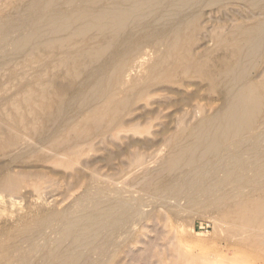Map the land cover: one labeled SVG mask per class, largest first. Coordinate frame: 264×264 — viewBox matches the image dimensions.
Instances as JSON below:
<instances>
[{"label":"bare ground","instance_id":"obj_1","mask_svg":"<svg viewBox=\"0 0 264 264\" xmlns=\"http://www.w3.org/2000/svg\"><path fill=\"white\" fill-rule=\"evenodd\" d=\"M225 1L244 3L257 13L252 12L249 20L234 25L218 37L213 48L221 50L226 56L219 63L220 69L211 73V70H215L210 64L213 52L201 56L194 54L197 34L203 10L222 5ZM37 8H41L40 15L35 14ZM198 8L202 10L200 13L196 12ZM4 12L7 14L0 16V77L6 75L23 84L22 91L11 101L12 114L9 116L4 113V121L0 120V154L7 146H12L13 163H26L32 149L31 140H38L41 149L49 147L58 152L60 157L57 158V164L74 168V162L81 161L87 149L93 146L92 140L97 135L126 129V116L136 109V103L148 95L157 81L172 82L184 74H191L220 89L224 100L219 108L211 112L202 107L201 118L181 127L169 139V150L155 167L149 172L145 171L148 176L139 179L140 186L147 190L152 188L151 193L153 190H166L167 193L173 189L174 181L180 182L183 178L192 182H188L189 185L196 186L195 179L204 171L207 173L213 168L209 166L216 162L224 171L223 178H215L218 184L221 180L229 179L227 181L230 186V179L243 182L250 178L249 174L240 171L249 154L245 159L241 151L238 152V147L247 142L249 144L254 134L258 133L253 132L256 127L253 126L264 113V84L252 79V73L260 66L264 56V0H6ZM21 16L30 20L29 27L13 36L15 31L21 29L19 26L22 23L19 24L18 19ZM24 25H27L26 21ZM149 44H152L150 50L147 49ZM150 51H153V56H150ZM140 67L147 72V78L139 85L134 82L132 72ZM29 69H33L34 73L30 74ZM64 79H68V82L63 89L59 88L58 80ZM68 92H72L71 97ZM120 138L125 137L120 135ZM129 138V146L147 142ZM229 154L231 157L228 158ZM259 156H262L261 153ZM133 157L138 162L142 159L137 152ZM5 168L0 176V188L14 192L21 185L22 179L10 172L11 165H5ZM255 176L254 183L258 182L256 178L261 177ZM251 180H248L250 184ZM235 184L234 191H238L239 183L238 188ZM100 188L98 192L101 193L96 194L94 191L96 195L90 194L88 199L95 201L91 202L89 208L81 212L80 208L79 212L78 208H74L70 211L72 214L64 209L59 211L62 213V224L59 226H62L52 246L49 245L52 238L45 224L48 217L46 222L42 216L38 221L36 219L37 222L34 220V223L23 219L20 228L13 231L15 235L10 243L0 248V264H95L97 259L94 254L100 247V241L111 242L116 239L113 234L119 230L121 232L127 221L142 216L145 219L146 214L144 209H139L144 204L141 205L134 194H126L122 189L103 191ZM189 189L187 194L191 191L188 192ZM210 190L216 191L213 188ZM190 194L188 196L192 197ZM211 195L209 193L210 197L215 194ZM249 195L254 196L252 192ZM86 197L84 199L88 200ZM232 198H229L231 203L236 199L234 196ZM84 199L81 200L84 202ZM228 200L227 204L230 202ZM222 203L220 206L225 205ZM86 204L85 208L88 206ZM195 207L193 210H196ZM261 217L264 223V201L258 206L250 203L235 214L236 222L244 225H251ZM55 222L51 223L50 232L58 229V223L56 225ZM126 228L128 230L129 227ZM129 229L132 231V228Z\"/></svg>","mask_w":264,"mask_h":264},{"label":"rangeland","instance_id":"obj_2","mask_svg":"<svg viewBox=\"0 0 264 264\" xmlns=\"http://www.w3.org/2000/svg\"><path fill=\"white\" fill-rule=\"evenodd\" d=\"M66 1L70 2L72 0ZM5 2L6 0H0V16L7 14L4 12ZM76 3L78 4V1L75 2V5ZM40 9L41 8H37L35 10L36 15L41 14L42 11ZM197 11L200 13L202 10L198 8L196 12ZM252 12L257 13L246 4L234 1H225L222 5L203 10L201 27L197 34L198 40L195 45L194 54L201 56L213 52L211 54L210 64L215 70H211V73H216L220 69L219 63L226 56L221 50H214L213 48L218 37L227 33L234 25L246 21ZM20 18L18 19L19 24L22 23V25L19 26L21 29L15 31L13 36L21 34V30L29 27L30 20H25L28 18L22 16ZM25 21L27 25L23 26ZM151 45L152 44H149L147 49H152ZM153 55V51H150V56ZM263 58L260 66L252 73V79L264 84ZM29 73L33 74V69H29ZM132 75L134 76V82L139 83V85L147 78V72L142 67L134 70ZM67 82L68 79L58 80L59 88L63 89ZM22 85L23 84H20L19 80H11L6 75L0 77L1 121L5 118L4 113L9 116L12 114L11 101L17 93L22 91ZM71 95L72 92H68V96L71 97ZM223 97L220 89L210 86L207 80L202 82L201 79L191 74H184L179 77L178 80L172 82L170 80L164 82L157 81L148 95L139 99L135 105L136 109L126 116V120L128 121L126 123V129L97 135L92 140L93 146L87 149L81 161L79 160L78 163L74 162V168H66L57 164V158L60 157L58 152H54L49 147H43V149H41V144L38 140H31L32 149L26 163H13L12 157L14 148L12 146H7L0 154V176L5 171V165H11V168H9L10 172L19 175L22 179V183L14 192L5 191L0 188V233H2L0 235V240H2L0 241V248L10 243L9 241H11L15 235L14 232H16L18 227L20 228V223L22 224L23 221L27 219L34 223L36 219L38 221L42 216L46 219L45 222L47 221V217L49 218L47 223L43 222V224L45 223L47 225L46 231L49 232L52 238L49 245L52 246L53 239L59 235L58 231L62 226H59L61 223L60 220H62V213L59 211L64 209L63 211L68 210V212L71 213L74 208H78L77 211L79 212L80 208L81 212L89 208L95 201V199L94 201L88 199L89 196L92 195L91 193H93V195L95 194L94 191L98 194L102 192V189L103 191H106V189L107 191L122 189L126 194H134L133 196L135 198L138 197L139 203L141 202V205L144 204V206H140L139 209H144V213L146 211L144 215L145 219L142 218L143 216H140L142 221L136 217L135 219H130L129 222L127 221V223L124 224L126 225L124 227L132 228V231L129 228L128 230L127 228H123L121 232L119 230L113 234L116 239H109V241L112 240L111 242L108 243L105 239V241H100V247L96 249L97 252L94 254L95 260L97 259L95 264L99 263V261V264H264V241H262L264 240V223L262 222V217L256 219L251 225H244L235 220V214L240 208L250 203L258 206L264 201V113L253 126H256L253 132L258 131V133L256 132L254 134L249 144L247 142L246 145L244 143V145L241 144L238 147V152L240 153L241 151L245 159L249 154L243 168L240 167V171L242 170L241 173L249 174L250 178H247V181L243 180L246 184L248 182V186L243 185L244 183L242 181L240 182L233 179H230V183L232 182L231 185L233 184V189L230 188L231 185L229 186L228 184L229 179L225 181L221 180L222 182L220 181L218 184L215 178L220 179L224 176V171L219 168L220 164H218V162H216L218 164V170L216 169V163L213 166H209L214 168H211L212 171L208 167L210 169L209 171H211L210 173L213 175H211L209 171L207 173L205 171L201 173L203 175L206 174L204 176L198 174L199 177L195 180L200 183L193 182L196 186L189 185L192 182L185 181L183 178L180 182L178 180L172 183L173 189H171V191H167V193L166 190L158 191V193L153 190V194L151 193L152 188L148 190L146 188L142 189L139 184V179L142 180V178H147V172L155 167L167 153L170 147L169 139L178 132L181 127L189 125L196 119L201 118L203 116L202 107L208 112L219 108L224 100ZM120 135L125 138L121 139ZM129 137L132 139L147 140V142L129 146ZM253 145L255 146L253 147ZM258 146L259 148L260 146L263 147L256 149ZM136 152L141 155L142 159L140 162L134 160L135 157H133V155ZM255 152L259 155L261 153L262 156L257 155ZM231 154L233 155L234 153L232 152ZM257 156L260 158H257ZM229 157H231L230 154L228 155V158ZM255 158L258 159V163ZM83 161L85 162L84 165L81 164ZM249 164L251 165L249 166ZM257 167H260L262 171L260 168L257 169ZM253 168H256L258 171ZM215 169V174L220 172V175L216 174L219 177L214 174ZM255 175H260L262 177V179H259L261 177L256 178V181L257 179L258 182L261 181L260 183L256 181V183H254L253 179L256 177ZM134 177L136 179H134ZM204 177L205 180L203 181ZM208 178L213 179L209 181L207 180ZM189 179L192 180V178ZM183 180L187 183H184ZM248 180H251L254 186L250 187L252 184H250ZM176 182L179 183L177 184ZM223 182H226L228 187L224 188L223 186L227 185H225V183L223 184ZM234 182H238L239 184H235ZM241 183L243 185H241L242 187L240 186ZM205 184H207L206 188ZM216 184H218V186L220 185V187L216 186ZM234 184L235 186L237 184L239 185L240 188L238 191L236 189V191H234ZM238 185L236 188H238ZM200 186H202V188H200ZM244 186L247 187L245 188ZM195 187H197V190H195ZM99 188L101 192H98ZM203 188L205 190L208 188L209 190L205 191ZM211 188L216 189V191L214 190L213 192V190H210ZM183 189L186 190L184 191ZM187 189H189L188 192L190 190L192 191H190L191 194H187ZM199 190H202V192ZM250 190L254 196L249 195L251 194ZM225 191L228 192L226 193L227 195L229 192L231 194L227 196ZM239 191L242 195H240ZM176 192H178V194H176ZM185 192L187 194H185L186 197L184 195ZM208 192L210 195H218L217 197L211 195L214 197L212 200ZM220 192L222 193L221 195ZM164 193L166 194L164 195ZM194 193L195 196L193 195ZM198 193L201 195L199 196ZM189 194L190 196L192 195V197H189ZM86 195L88 197H86ZM177 195H180L178 196L179 198ZM232 195L237 200H240L237 201L235 199L236 201L233 200L231 203L230 200L233 199ZM85 197L88 200L84 199ZM80 198L84 199V202L87 203L86 205L88 206H86V208L84 206L85 203ZM189 198L192 199L190 200ZM209 198L211 200H209ZM215 199L218 202H215ZM219 199L220 201H224L225 205L220 206L222 202L220 203ZM186 200L188 205L186 204ZM192 200L194 204H192ZM227 200L228 202L230 201L228 203L229 205L226 202ZM210 201L212 202L209 204ZM80 202H83L81 203L82 205H80ZM214 202L216 204H214ZM233 202L236 203L234 204ZM204 203H207L206 207H204ZM77 205H79V207ZM210 205L215 206V208ZM82 206L84 207L82 208ZM194 207L196 210H193ZM206 208L208 209L206 210ZM46 210L49 211V213H46ZM54 210L58 212H54ZM31 216L33 218H31ZM54 218L55 220H53ZM54 221L58 223L57 225L55 222L58 229L55 232H50L51 223L54 224ZM124 233L126 234V239ZM131 236L133 238H131ZM113 241L116 242L114 243ZM25 244L27 243L25 242ZM105 245L106 247L108 245L111 247L108 246L107 249ZM103 246L106 250L102 248ZM113 246L116 250H114ZM98 251L101 253H98ZM102 251L104 252L103 254ZM105 253L106 255H104ZM38 254L39 253H37V255ZM97 254L98 257L96 258ZM99 254H101V256H99Z\"/></svg>","mask_w":264,"mask_h":264}]
</instances>
